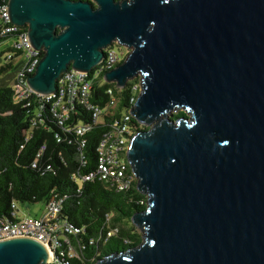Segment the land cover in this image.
I'll return each instance as SVG.
<instances>
[{"label": "water", "instance_id": "1", "mask_svg": "<svg viewBox=\"0 0 264 264\" xmlns=\"http://www.w3.org/2000/svg\"><path fill=\"white\" fill-rule=\"evenodd\" d=\"M8 16L43 51L38 94L114 43L129 53L105 82L140 79L127 162L142 241L96 264H264V0H9ZM49 261L33 239L0 241V264Z\"/></svg>", "mask_w": 264, "mask_h": 264}, {"label": "built area", "instance_id": "2", "mask_svg": "<svg viewBox=\"0 0 264 264\" xmlns=\"http://www.w3.org/2000/svg\"><path fill=\"white\" fill-rule=\"evenodd\" d=\"M8 4L9 0H0V57L5 54L4 63L12 68L8 83L13 91L15 103L29 108L32 127L52 132L57 143L64 140L69 145L74 143L81 165L84 161L82 149L86 143L83 137L95 125L102 123L106 129L95 148L96 168L86 175L75 176V181L104 183L116 193L135 189L137 179L127 162V151L132 137L138 132L137 129L143 127L131 115L141 91L140 79L134 78L128 82L132 90L128 110L121 118H110L106 122L102 116L107 115L108 108L113 107L116 102L113 88L106 90L108 101L104 107L94 104L92 99L95 82L100 75L102 85L114 84L104 80V74L121 62L113 45L104 50L103 61L91 73L69 68L57 80L53 94L43 96L34 92L26 81L35 73L43 51H36L30 46L26 26L20 27L11 23ZM115 88L122 90L116 85ZM79 116H87L88 122H83ZM131 120L136 121L139 127L130 124ZM45 151L46 145L42 144L31 164L33 169L43 171L42 173L52 171L50 165H44L43 169L39 165ZM65 199V196L54 194L45 204L42 216L38 218H18L17 207L13 204L10 215L0 217V241L18 237L33 239L51 253V261L48 264H96L98 251L89 260L85 258V253L89 247L96 248L98 244L104 246L111 237L117 236V228H111L109 224L112 214L106 215L105 227L84 243L81 238L85 232L84 228L70 224L60 215Z\"/></svg>", "mask_w": 264, "mask_h": 264}, {"label": "trees", "instance_id": "3", "mask_svg": "<svg viewBox=\"0 0 264 264\" xmlns=\"http://www.w3.org/2000/svg\"><path fill=\"white\" fill-rule=\"evenodd\" d=\"M11 74L10 65L4 63L0 66V217L9 216L13 204H46L56 194L66 197L60 213L62 219L84 228L85 232L81 237L84 243L105 227L106 215L112 214L109 224L111 228H117V236L111 237L104 246L98 244V249L89 247L85 253L87 260L96 251V259H100L139 245L140 235L132 225L131 217L145 208L146 197L136 188L116 193L104 183L75 181V176L86 175L95 170V148L106 126L99 123L83 137L86 143L82 149L84 161L81 165L74 143L69 145L66 140L57 143L52 132L32 127L29 108L15 103L9 83L4 82L9 81ZM101 80L102 75L95 82L92 102L104 107L108 101L106 90L113 88L115 105L108 108L107 115L102 117L105 122L110 118L119 119L128 110V100L132 94L131 84L120 91L115 88V84L102 85ZM184 116L186 115L183 112H178L172 115V119ZM79 117L83 122H88L87 116ZM130 124L139 127L134 120ZM142 130V126L137 129ZM42 144L46 145V151L39 165L42 169L44 165L52 167V171L45 173L31 167Z\"/></svg>", "mask_w": 264, "mask_h": 264}, {"label": "rangeland", "instance_id": "4", "mask_svg": "<svg viewBox=\"0 0 264 264\" xmlns=\"http://www.w3.org/2000/svg\"><path fill=\"white\" fill-rule=\"evenodd\" d=\"M90 2H92V0H89ZM114 49L116 50V52L118 53L119 57L121 58V61H123L125 59V57L127 56V54L129 53V50L123 46H120L118 43H114L113 44ZM3 51V50H2ZM4 57L5 54L2 55L1 54V61H0V66L4 65ZM6 79H9V77H6ZM5 83H8V80L4 81ZM178 112H182V111H177L174 114H177ZM143 129H146L145 126H143ZM16 207H17V216L18 218H38L41 217L43 212L45 211V204L44 203H16ZM136 232L140 235V241H142L141 239V232L139 231V229L135 228Z\"/></svg>", "mask_w": 264, "mask_h": 264}, {"label": "flooded vegetation", "instance_id": "5", "mask_svg": "<svg viewBox=\"0 0 264 264\" xmlns=\"http://www.w3.org/2000/svg\"><path fill=\"white\" fill-rule=\"evenodd\" d=\"M115 2L121 1V0H114Z\"/></svg>", "mask_w": 264, "mask_h": 264}]
</instances>
